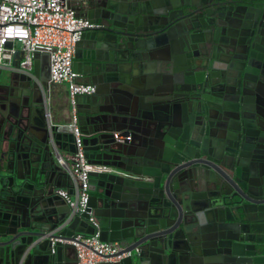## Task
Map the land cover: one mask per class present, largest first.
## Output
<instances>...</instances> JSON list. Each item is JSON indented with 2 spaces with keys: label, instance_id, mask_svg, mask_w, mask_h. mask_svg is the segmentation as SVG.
Wrapping results in <instances>:
<instances>
[{
  "label": "water",
  "instance_id": "water-1",
  "mask_svg": "<svg viewBox=\"0 0 264 264\" xmlns=\"http://www.w3.org/2000/svg\"><path fill=\"white\" fill-rule=\"evenodd\" d=\"M87 18L102 28L74 57L96 86L76 100L84 149L129 175L91 173L71 217L56 192L74 134L46 118L48 54L25 73L19 50L0 82V264H77L89 212L132 252L115 264H264V0H92Z\"/></svg>",
  "mask_w": 264,
  "mask_h": 264
},
{
  "label": "built area",
  "instance_id": "built-area-1",
  "mask_svg": "<svg viewBox=\"0 0 264 264\" xmlns=\"http://www.w3.org/2000/svg\"><path fill=\"white\" fill-rule=\"evenodd\" d=\"M92 0H0V66L13 62L14 55L23 50L25 56L20 62L19 71L32 73L34 54L46 53L49 56L50 79L48 85L65 84L68 87V100L71 107L70 128L75 138L76 151L68 157V173L77 186L76 199L72 200L68 191L58 190V194L71 207V217L85 213L88 209L91 186V173H128L115 168L93 164L84 149V134L79 125L77 97L95 93L96 86L78 81L79 74L74 69L77 44L86 31L102 28L85 16L79 15L74 3ZM12 42L13 48H7ZM7 65V64H6ZM50 97L47 91L45 106ZM117 141L131 140L123 131L114 133ZM60 164L67 162L59 157ZM89 221L95 227L93 235L78 234L72 241L78 251L77 264H115L132 255L123 251L118 243H109L101 238L100 224L93 212Z\"/></svg>",
  "mask_w": 264,
  "mask_h": 264
},
{
  "label": "crops",
  "instance_id": "crops-1",
  "mask_svg": "<svg viewBox=\"0 0 264 264\" xmlns=\"http://www.w3.org/2000/svg\"><path fill=\"white\" fill-rule=\"evenodd\" d=\"M88 5H89V2H86V1L73 4V6L76 8L79 15L85 16V17H87V13H88ZM6 64L0 66L2 68L1 69L2 73L0 75V82L7 81L8 79H5V78H8L9 75H11L13 71L15 72V69H13L11 66L12 63L11 64L6 63ZM40 68L41 69L44 68L45 70H47L48 68L47 62H42ZM48 94L50 97V102L48 104V108L47 107L45 108L47 121L49 125L51 124L57 125L59 126L61 131H65V129H67V127L70 124V118H71V107H70L69 100H68V87L65 84H55L51 86L48 85ZM69 129L71 130L70 126H69ZM61 189L68 191L70 198L72 200L76 199L77 186H76L75 181L73 180V178L71 177L69 173L67 177L65 178V187ZM61 189H58V190H61ZM56 193H58V191ZM57 203L59 205L60 201Z\"/></svg>",
  "mask_w": 264,
  "mask_h": 264
},
{
  "label": "flooded vegetation",
  "instance_id": "flooded-vegetation-1",
  "mask_svg": "<svg viewBox=\"0 0 264 264\" xmlns=\"http://www.w3.org/2000/svg\"><path fill=\"white\" fill-rule=\"evenodd\" d=\"M263 74H262V79L264 80V70H263V72H262ZM261 85H262V83H260ZM263 87H264V85H262Z\"/></svg>",
  "mask_w": 264,
  "mask_h": 264
}]
</instances>
